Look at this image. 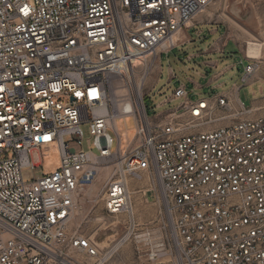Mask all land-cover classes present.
<instances>
[{
    "label": "built area",
    "instance_id": "obj_1",
    "mask_svg": "<svg viewBox=\"0 0 264 264\" xmlns=\"http://www.w3.org/2000/svg\"><path fill=\"white\" fill-rule=\"evenodd\" d=\"M215 1L0 0V264H105L129 243L153 264H264V114L247 117L237 85L233 101L190 100L181 84L161 104L174 109L149 118L144 106L175 33ZM258 70L247 64L242 86ZM52 144L59 168L25 181ZM134 194L155 218L139 222ZM92 196L83 222L121 228L104 251L70 228Z\"/></svg>",
    "mask_w": 264,
    "mask_h": 264
},
{
    "label": "rangeland",
    "instance_id": "obj_2",
    "mask_svg": "<svg viewBox=\"0 0 264 264\" xmlns=\"http://www.w3.org/2000/svg\"><path fill=\"white\" fill-rule=\"evenodd\" d=\"M211 12H216L214 19L219 15L222 16L220 21L223 20V22H226L224 27L226 35L236 43L239 49L234 43L229 42L224 54H202L201 52L215 38L204 39V37H207L208 27L203 28L204 34L200 37L194 35V30L189 31V35L193 41L186 46L176 47L167 54H162L158 60V68L154 70L146 82L144 106L149 118H152L154 114L168 112L178 105V101L164 105L161 104L165 98L170 97L180 84L186 87L192 99L211 97L216 93H225L232 89L234 85H237L240 87L238 100L246 108L257 103V106L262 108L261 113L264 114V0H216L202 14L198 15V17L210 14ZM249 42L261 45L262 54L260 59H246L245 51ZM194 53H198V56L190 60L186 58V55ZM205 60L216 61V68L203 66ZM252 62H255L259 66L257 79L247 86H242L240 78L243 74L244 67ZM169 68L175 76L172 80H169ZM221 71H224V73L214 82L215 85L221 84V86L219 88H206V83ZM195 84L199 85V88H196ZM225 123L222 122L220 124L223 125ZM116 126L121 139L120 150L125 152L134 138V120L131 117L124 120H117ZM81 129L83 131V150H89L86 144V140L89 138L88 126L82 125ZM110 134L115 141L114 134L112 132ZM71 148L76 151L80 149L74 144L71 145ZM31 159L34 164H39L40 168L36 170H24L23 178L25 181H29L38 175L50 174L58 169L60 164L59 153L55 144L42 148ZM143 185L145 186V183L137 186ZM97 186H93L91 191H95ZM132 198L134 211L139 222L144 223L156 217L158 208L152 203L146 202L141 194H134ZM84 205L86 208L83 217L94 205V196L87 198ZM100 210L101 206L97 205L89 216H98ZM77 216L78 214L75 213L70 222L71 229L76 228ZM107 223L109 226L106 231H97L98 236L96 240L99 242L111 236L114 238V235L120 232V227L116 228V225L110 226L112 220H109ZM96 228L97 225L95 222L84 221L80 226V231L90 237L96 231ZM142 233L144 232H139V234ZM110 241H112V238L108 239L107 243L110 244ZM146 250L144 246H140L139 252H137L132 243L126 244L105 264H153L146 261Z\"/></svg>",
    "mask_w": 264,
    "mask_h": 264
},
{
    "label": "crops",
    "instance_id": "obj_3",
    "mask_svg": "<svg viewBox=\"0 0 264 264\" xmlns=\"http://www.w3.org/2000/svg\"><path fill=\"white\" fill-rule=\"evenodd\" d=\"M215 13L216 12H211L210 14H206V15H202L198 18H196L192 24L190 25L189 28H186L183 31V33L181 34L180 36V40L179 42L176 44L175 48L176 47H179V46H186L188 44H190L193 40L191 38V36L189 35V31L191 30H194V35L196 37H200L201 35H203L204 31H203V28H206L208 27V31H207V37H204L205 40H207L208 38H215L212 40L211 44L207 46V48L201 52L202 54H205V55H209V54H218V55H221V54H224L225 53V49L228 45L229 42H232L234 43L231 38H229L227 35H226V32H225V24L226 22H223V20L220 21V19H222V16L219 15L217 16L216 19H214V16H215ZM219 19V20H218ZM234 45L238 48V46L236 45V43H234ZM173 48V49H175ZM172 49V50H173ZM239 49V48H238ZM170 52V51H169ZM198 56V53H194V54H188L186 55V58L188 60H190L191 58L193 57H197ZM246 60V59H245ZM203 66H206V67H211V68H216L217 66V62L216 61H212V60H205L203 62ZM169 73H170V76H169V80H172L175 78V76L172 74L171 72V69L169 68ZM224 73V71H221L219 73H217L216 75H214L205 85L206 88L208 89H211V88H219L221 86V84H216L215 85V81L220 77L222 76V74ZM257 79V77H256ZM255 79V80H256ZM190 81L193 83V81L190 79ZM181 85V84H180ZM183 85V84H182ZM195 87L199 88V85L195 84ZM186 88V87H185ZM187 90V89H186ZM188 91V90H187ZM189 92V91H188ZM216 94H219V95H225V96H229L230 100L233 101L234 98H231L234 96V89L232 87V89H230L229 91L225 92V93H216ZM207 98V97H206ZM189 99L190 100H197L196 98L195 99H192L190 98L189 96ZM198 99H202V98H198ZM209 99V98H207ZM260 99V98H259ZM258 99V100H259ZM252 108H254L255 112L252 113L250 116H247V117H257V116H260L262 115L263 113H261V107H258L257 106V103L256 104H253L251 106ZM219 124H215V126H218Z\"/></svg>",
    "mask_w": 264,
    "mask_h": 264
},
{
    "label": "bare ground",
    "instance_id": "obj_4",
    "mask_svg": "<svg viewBox=\"0 0 264 264\" xmlns=\"http://www.w3.org/2000/svg\"><path fill=\"white\" fill-rule=\"evenodd\" d=\"M183 33V31H178V32H176L175 33V35L173 36V44L174 45H176L178 42H179V40H180V36H181V34ZM261 45L260 44H257V43H253V42H249L248 44H247V49H246V51H245V55H246V58L247 59H250V60H258V59H260L261 58ZM236 99V98H235ZM117 127V126H116ZM96 190L97 189H95V191L94 192H96ZM89 203H91V202H89ZM82 204H83V210L82 211H78V216H77V218H76V223H75V226H76V228H80V225L82 224V222H83V219H84V217H83V214H84V212H85V203L82 201ZM113 226H115L114 224H112ZM107 228L108 227H106V226H103L102 228H101V230L102 231H106L107 230ZM98 236V233H97V231L96 232H94L93 234H91V240H93V242L97 245V247L99 248V249H101V250H103V249H105V248H107V247H109V244L107 243V241H108V239H110V238H112L113 239V236H111V237H108V238H106L104 241H102V242H99V241H97L96 240V237ZM142 237H143V235H142ZM111 242V241H110Z\"/></svg>",
    "mask_w": 264,
    "mask_h": 264
}]
</instances>
